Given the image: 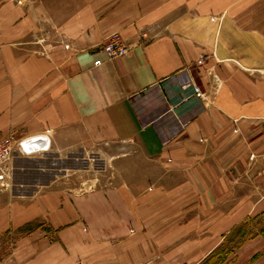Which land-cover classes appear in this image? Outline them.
I'll return each mask as SVG.
<instances>
[{"label":"crops","instance_id":"1","mask_svg":"<svg viewBox=\"0 0 264 264\" xmlns=\"http://www.w3.org/2000/svg\"><path fill=\"white\" fill-rule=\"evenodd\" d=\"M81 1L28 10L20 48L6 34L23 51L0 58V139L35 149L0 189V264H202L264 205V0ZM94 154L118 179L76 188L55 165Z\"/></svg>","mask_w":264,"mask_h":264},{"label":"rangeland","instance_id":"2","mask_svg":"<svg viewBox=\"0 0 264 264\" xmlns=\"http://www.w3.org/2000/svg\"><path fill=\"white\" fill-rule=\"evenodd\" d=\"M75 4L82 7L86 2L81 0L78 2H74L73 0H0V58H5L10 51L13 52L15 50L18 53L23 51L18 48L12 50L8 49L10 43L7 42L6 34L10 32L11 36L14 34L19 35L20 37L17 38L19 40L14 43L16 47H22V33L24 30L22 22L25 20V15L28 10H34L36 14H38L37 11L42 13L47 12V14H58L64 12L66 9L69 10L71 7H74ZM44 19L45 21L42 18L44 22H42L43 26L38 29L37 32L39 33L35 34L34 41H39V39L42 38L41 41L45 39V41L47 40V43H49L50 36L54 37L55 35V31L50 27L54 25L53 20L57 18L52 15L46 16ZM15 29L17 33H14ZM48 37L49 39H47ZM44 43L45 42H43V44ZM42 51H44V49ZM8 136L16 141L22 140V138H16L10 134L5 137ZM12 157L9 162L10 166ZM48 158L49 157L44 161H39L40 165H50L51 160H48ZM34 160L35 159H29L28 162H22L23 167H30L31 169L38 168V161ZM34 162H37L36 166ZM55 165L57 169L64 168L65 171L69 172V176L71 175V177H68V179L73 180L75 183L74 187L76 188L87 187L86 185H81V183L84 181L86 182V180H93V185H101L104 182L118 179L114 171L120 167L118 161L105 160L100 154L91 156L87 163L86 160L83 161L79 158L77 161L64 159L63 161L56 162ZM10 173L9 185L0 186L1 190L11 188L13 179L12 167ZM30 174L31 175L26 176L18 172V174H16V181L32 179L37 176L33 173ZM112 174H114V176H112ZM253 195L258 196L259 194L255 193ZM1 243L4 244L1 248H4L8 246L9 242L3 240ZM1 248L0 252L2 254L4 249L2 250ZM202 264H264V205L263 208L255 210L248 218L230 229L216 247L214 255L209 260L203 261Z\"/></svg>","mask_w":264,"mask_h":264},{"label":"built area","instance_id":"3","mask_svg":"<svg viewBox=\"0 0 264 264\" xmlns=\"http://www.w3.org/2000/svg\"><path fill=\"white\" fill-rule=\"evenodd\" d=\"M103 50L108 57H114L127 53L128 47L122 42L118 34H112L108 40L104 43ZM187 82L183 86H188ZM193 86V93L196 97L204 100V104L208 105L209 102L206 99L204 92L196 85ZM34 138H28L26 140L16 141L12 137H4L0 140V186H8L11 177V166L9 165L11 157L15 150L21 154H29L32 152V141Z\"/></svg>","mask_w":264,"mask_h":264},{"label":"trees","instance_id":"4","mask_svg":"<svg viewBox=\"0 0 264 264\" xmlns=\"http://www.w3.org/2000/svg\"><path fill=\"white\" fill-rule=\"evenodd\" d=\"M214 253H215V250H213V251L210 253V255H209L204 261L209 260V259L214 255Z\"/></svg>","mask_w":264,"mask_h":264}]
</instances>
